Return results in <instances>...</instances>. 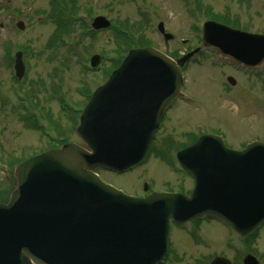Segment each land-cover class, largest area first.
Listing matches in <instances>:
<instances>
[{
  "label": "water",
  "instance_id": "water-1",
  "mask_svg": "<svg viewBox=\"0 0 264 264\" xmlns=\"http://www.w3.org/2000/svg\"><path fill=\"white\" fill-rule=\"evenodd\" d=\"M16 27L24 29L21 21ZM103 16L91 22L106 29ZM157 30L164 42L172 35ZM201 44L246 69L264 60V35L205 21ZM200 48L177 59L152 47L129 49L83 107L72 142L34 155L13 169L16 181L0 202V264H160L168 252L170 225L202 217L222 221L244 237L264 224V143L227 148L202 134L177 151L178 166L193 179L188 195L152 192L135 197L105 184L98 170L123 173L143 160L160 120L177 96L181 68ZM100 57L91 56L90 67ZM14 76L24 74L21 52ZM235 84V80L227 77ZM144 190H147L146 184ZM243 264H259L250 254ZM209 264H231L215 257Z\"/></svg>",
  "mask_w": 264,
  "mask_h": 264
},
{
  "label": "rangeland",
  "instance_id": "rangeland-1",
  "mask_svg": "<svg viewBox=\"0 0 264 264\" xmlns=\"http://www.w3.org/2000/svg\"><path fill=\"white\" fill-rule=\"evenodd\" d=\"M64 2L74 8L65 9ZM96 16L107 18L114 29L92 31ZM72 17L76 20L60 34L58 21ZM221 18L241 31L264 35V0H0V198L7 200L15 187L12 172L18 163L62 140L84 145L74 128L88 96L113 69L111 59L143 44L171 57L196 47L200 51L182 68L179 99L164 115L141 165L123 175L103 173L101 179L132 196L144 183L148 191L187 192L191 181L173 157L192 138L215 134L235 150L252 141L264 143V62L247 71L201 46L202 23ZM159 22L173 36L170 41L157 31ZM115 29L128 39L115 38ZM17 51L24 64L20 80L13 73ZM92 55L101 57L98 68H89ZM168 243L165 264H208L215 257L241 264L245 254L264 264V225L243 238L220 221L201 218L171 226Z\"/></svg>",
  "mask_w": 264,
  "mask_h": 264
},
{
  "label": "flooded vegetation",
  "instance_id": "flooded-vegetation-1",
  "mask_svg": "<svg viewBox=\"0 0 264 264\" xmlns=\"http://www.w3.org/2000/svg\"><path fill=\"white\" fill-rule=\"evenodd\" d=\"M176 99H179L178 97L176 98ZM175 99V100H176ZM174 100V101H175ZM174 101L171 103V105L168 107V109L165 111V113H164V115H166V113L168 112V110L170 109V107L172 106V104L174 103ZM164 117V116H163ZM162 124V123H161ZM160 127H161V125H160ZM156 137V136H155ZM198 137V136H197ZM196 137V138H197ZM153 143V142H152ZM191 143V142H190ZM190 143H188V144H190ZM187 144V145H188ZM186 146V145H185ZM166 158V160L168 161V165H170L171 166V163H172V159H171V157H169V156H167V157H165ZM174 162H175V165L177 166V162H176V158H175V154H174ZM177 168H178V170L180 171V172H182L180 169H179V167L177 166ZM127 172H129V171H127ZM127 172H124V173H112V172H109V171H104V170H98L97 171V173H98V175H99V177L101 178V175L103 174V173H111V174H113V175H123V174H125V173H127ZM185 176H187V178L191 181V186H190V188L187 190V192H184V191H182V190H178V189H176V190H171V189H166V190H163V189H159V190H157V191H165V192H181V193H184V194H188V193H190V191H191V189L193 188V179L190 177V176H188L187 174H185L184 172H182ZM103 180V179H102ZM104 181V180H103ZM105 182V181H104ZM106 183H108L109 185H111V186H113V187H115V185H113V184H111V183H109V182H106ZM145 184V183H144ZM144 184L142 185V191L141 192H139V197H144V196H146L148 193H150L152 190H150V191H148V189H147V191H144ZM115 188H117V189H119L118 187H115ZM148 188V187H147ZM119 190H121V189H119ZM122 191V190H121ZM133 196H135V195H133ZM172 226H174V225H172ZM176 227V226H175ZM169 254V253H168ZM168 254H167V256H168ZM167 262V257L164 259V261L161 263V264H165ZM209 264V263H208Z\"/></svg>",
  "mask_w": 264,
  "mask_h": 264
},
{
  "label": "trees",
  "instance_id": "trees-1",
  "mask_svg": "<svg viewBox=\"0 0 264 264\" xmlns=\"http://www.w3.org/2000/svg\"><path fill=\"white\" fill-rule=\"evenodd\" d=\"M64 5H65V9H66V7H67L68 10L74 8V7L70 4V2H67V3L64 2ZM60 18H61V17H60ZM60 18H59V19H60ZM59 19H58V20H59ZM71 19H72V20H71ZM71 19H67V20H65L64 22H63V19L58 21L57 26H58V29H59V31H60V34L63 32V29L66 28V27L68 26V24H69L71 21H75V20H76V19H73V17H72ZM221 19H222L221 21L216 20V19H214V20L219 21V22H222V23H224V24H226V25H229V26H231V27H236V26L230 25V24L228 23V21L225 20V18H221ZM91 34H94V33H91ZM121 37H122V38H121ZM115 38H117V39H121V40H122V39H124V38H127V34H120L119 32H117V33L115 34ZM127 39H128V38H127ZM146 45H149V44H143V46H146ZM127 48H128V47H127ZM121 58H122V57H121ZM121 58L111 59L110 62H111L112 68H115V67L120 63ZM63 109H66V108L63 107ZM194 139H195V137L192 138L191 141H193ZM2 200H4V199L0 198V201H2ZM255 233H256V232H253V233L247 235V236L244 237V238H251Z\"/></svg>",
  "mask_w": 264,
  "mask_h": 264
}]
</instances>
